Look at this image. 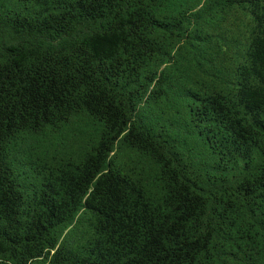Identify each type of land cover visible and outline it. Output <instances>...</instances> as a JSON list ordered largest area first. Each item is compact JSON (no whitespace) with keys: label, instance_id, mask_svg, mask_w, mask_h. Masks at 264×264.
I'll use <instances>...</instances> for the list:
<instances>
[{"label":"trees","instance_id":"obj_1","mask_svg":"<svg viewBox=\"0 0 264 264\" xmlns=\"http://www.w3.org/2000/svg\"><path fill=\"white\" fill-rule=\"evenodd\" d=\"M0 264H264V0H0Z\"/></svg>","mask_w":264,"mask_h":264}]
</instances>
